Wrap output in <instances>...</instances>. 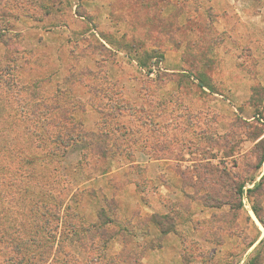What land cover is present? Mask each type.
<instances>
[{
	"label": "rangeland",
	"instance_id": "374dc122",
	"mask_svg": "<svg viewBox=\"0 0 264 264\" xmlns=\"http://www.w3.org/2000/svg\"><path fill=\"white\" fill-rule=\"evenodd\" d=\"M263 136L264 0H0V264H264Z\"/></svg>",
	"mask_w": 264,
	"mask_h": 264
},
{
	"label": "trees",
	"instance_id": "16d2710c",
	"mask_svg": "<svg viewBox=\"0 0 264 264\" xmlns=\"http://www.w3.org/2000/svg\"><path fill=\"white\" fill-rule=\"evenodd\" d=\"M200 83H201V80H199ZM204 84L201 85V87H203ZM262 142H263V153H264V136L262 137ZM55 155V152L54 150L51 148V149H48V151L45 152V156H54ZM262 160H261V163L263 162V159H264V155L262 156ZM250 191V190H248ZM30 242H33V241H30ZM34 243V242H33ZM32 243V244H33ZM13 249V252H15L16 255H22L23 257L20 256V259L15 263V264H19L21 261H23L25 259V255H27L26 253L28 252V250L25 252L24 249H27L23 246H19V245H14L12 247ZM31 249V247H30ZM29 256H31L33 258V254H30ZM14 256H9L8 260H13ZM245 264H253L251 262H248V263H245Z\"/></svg>",
	"mask_w": 264,
	"mask_h": 264
}]
</instances>
